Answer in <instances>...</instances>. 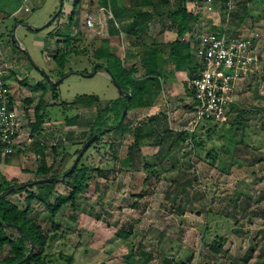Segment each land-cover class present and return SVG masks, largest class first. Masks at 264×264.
Listing matches in <instances>:
<instances>
[{
	"label": "rangeland",
	"instance_id": "374dc122",
	"mask_svg": "<svg viewBox=\"0 0 264 264\" xmlns=\"http://www.w3.org/2000/svg\"><path fill=\"white\" fill-rule=\"evenodd\" d=\"M244 2L249 8L240 9L238 15L245 19L240 24H246V31L256 29L264 34V0L258 4L256 0H240L239 4ZM73 4L74 0H64L60 15L47 26L59 11L61 0H0V62L16 99L20 100L21 110H25L23 131L31 135L25 149L15 152L9 158L11 161L1 156L0 172L7 180H17L19 185L47 178L36 175L42 160L38 150L42 149L48 165H53L50 177L62 176L73 165L76 151L90 137L102 110L108 104L111 108H122L126 103L108 69L116 74L115 63L119 58L126 66L140 65L142 61L143 49L132 48L126 34L119 33L114 39L108 36L109 28L114 29L109 22L114 20V12L109 6L95 4L81 11L79 26L73 28L74 36L80 39V48L86 51L71 56L63 70L67 78L62 81L64 77L56 73L55 55L63 46ZM189 4L191 11L202 10L204 31L231 25L226 13H220L222 0L215 2L216 11L220 12L213 15L197 0ZM13 11L17 13L12 14ZM89 18L95 19V28L87 26ZM28 27L43 29L35 31ZM104 40L110 42L112 55L109 61L102 60L105 68L93 75L97 67L93 51ZM258 50L262 56L259 71L237 88L239 104L231 108L229 121L215 123L217 132L211 134H207V123L200 129L204 143L200 154L178 141L188 125L189 104L171 105L167 101L169 93L159 91L155 103L160 117L154 126L157 131L150 148L144 145L129 156V148L135 141L133 130L149 119L145 109H135L123 122L124 131L104 137L100 154L94 147L88 149L94 159L88 163L89 167L115 164L122 171L108 173L106 177L90 171L86 190L55 214L48 204H54L60 195L71 196L73 189L67 181L55 185L37 183L26 186L20 193L9 194L7 199L13 204L23 210L29 207L30 217L37 219L49 235L58 234L47 252L72 255L73 264H129L124 257L130 247L151 254L147 264L168 261L171 264H264V162L251 164L245 158H238L232 164L230 154L221 148L225 141L221 133L236 120L237 139L245 134L250 148L264 153V41ZM192 56L197 60L194 51ZM59 80L62 82L54 84ZM29 98L33 100L31 104L26 101ZM41 98L45 103L43 112L50 118L38 133L32 131L31 125L35 123V107ZM64 102L68 103L65 109L61 106ZM111 115L109 112L106 117ZM67 116H79L78 126L67 127ZM243 126H247L245 132ZM110 144L117 152V163L108 148ZM54 149L58 151L56 155ZM128 160L132 169L128 168ZM145 164L150 168H145ZM180 169H190L199 179L174 202V179ZM145 179H148L146 184ZM141 192L144 196L138 197ZM30 193L34 194L33 199H29ZM206 227L209 244L217 236L224 239L219 255L214 256L210 245L203 242ZM119 230L131 233L129 241L117 235ZM6 231L11 239L19 236L14 228ZM251 248H254L253 256L245 262ZM9 256L8 246L0 248V264H5L3 261Z\"/></svg>",
	"mask_w": 264,
	"mask_h": 264
},
{
	"label": "trees",
	"instance_id": "16d2710c",
	"mask_svg": "<svg viewBox=\"0 0 264 264\" xmlns=\"http://www.w3.org/2000/svg\"><path fill=\"white\" fill-rule=\"evenodd\" d=\"M192 0H175L172 5H169L170 0H128L132 7L131 11L129 10H116L114 12V20L109 21L113 26L112 34H119L120 30L118 27H115V22H119L120 18L127 17L129 13L131 16L139 17L136 18L135 23L130 26L132 31L136 27H140L142 32L143 24L152 18L153 16L157 17V22H160L166 17L169 23L164 25L165 28L170 30H175L178 34V38H184L187 34L191 33L197 26L201 27L203 23L202 10L200 11H191L189 9V2ZM200 4H203V0H197ZM216 3L218 0H215ZM228 0H222V6L220 8L221 12H224L227 8L226 3ZM118 0H74L73 8L69 15V28L64 32L63 46L56 52L55 60L57 61L56 73L62 78L65 77L67 73H64V68L68 63L72 55H80L86 51V48H80V39L74 36L73 28L79 26L80 13L86 8L93 7L95 4L98 7H110L115 5ZM256 3H259V0H256ZM165 6H169L166 10ZM147 8V10H144ZM235 12L232 13L231 25L227 28L226 31H232L240 27V23L244 22L245 19L239 16L240 9L248 10V5L240 3ZM239 10V11H238ZM15 11L12 12V14ZM61 13V12H60ZM11 14V15H12ZM234 14V15H233ZM143 19L142 23L139 24L140 20ZM234 24V26H232ZM126 30L128 28H125ZM223 28L213 27L212 32L223 33L225 31ZM209 32V31H208ZM141 36V35H140ZM60 37V36H56ZM61 38V37H60ZM143 47V58L140 65L132 64L131 66H126L121 58L116 61V74L111 69H108L110 74L113 76V79L117 83V86L121 88L122 96L125 97V105L122 108H111L110 104L102 110L99 116L95 119L93 124V131L89 138H87L84 145L95 135H99V138L90 146V150L94 147L95 152L100 154L104 149L103 139L105 136H110L115 133H120L125 130L124 123L122 125H117L118 121L123 115L124 110L128 106V112L126 114L125 120L128 118L130 111L135 109H145L150 103L148 98L154 93H157L161 90L159 78L167 72V70L174 64L176 68L187 69L189 71V79L191 80L196 69L198 68L197 60L191 55L190 44L187 42H180L179 40L174 41L169 44L161 45L154 42H143L140 43ZM170 51V54H166ZM111 46L108 40L101 41V44L98 48L93 51V57L95 59V64L97 65L98 71H102L105 68L103 59L109 61L111 58ZM194 58V59H193ZM87 73V72H84ZM189 80V82H190ZM186 84L187 91L192 95L190 90V83ZM45 94V93H43ZM129 94L131 97L129 98ZM54 98L57 99L58 95L56 92L53 94ZM95 99V98H94ZM29 104L33 102L32 98L26 100ZM98 101V100H96ZM68 103H61L63 109L66 108ZM45 103L43 98L39 100L38 105L35 107V123L31 125L33 132H40L42 126L50 118L48 115L43 112ZM109 112H112L111 116H107ZM239 117V116H238ZM124 120V121H125ZM159 118L152 117L149 118L145 124L137 126L133 130V135L135 141L132 146L129 148V156H132L134 149H140L142 146L152 145V139L156 134L157 129L154 128L155 124ZM80 117H65V124L67 127H76L78 126ZM237 121L232 124L228 129L224 130V133H221V136L224 138V145L222 144L223 150H226L231 157L232 164L235 163L238 158H245L251 164H257L264 162V153H259L254 149L250 148L248 145L245 134H242L239 139L236 135L235 124ZM114 124V125H113ZM161 124V123H159ZM203 123L196 132L192 135V142L194 144V149L197 154L204 149V143L201 136H199V131L204 127ZM209 128L207 134H211L216 131V125L213 122H207ZM238 124V123H237ZM159 126V125H158ZM244 132L247 126H243ZM131 132V130L129 131ZM109 133V134H108ZM112 133V134H111ZM189 134L184 131L180 134L178 141L180 143H186V139ZM38 148H41L39 143L36 144ZM82 146V148L84 147ZM160 143L158 144V146ZM81 149L76 151V158L81 152ZM108 148L115 160L118 162L117 152L114 150L112 144L108 145ZM217 151V149H216ZM20 152V151H19ZM18 152V153H19ZM57 149H54V155L57 154ZM89 150L84 154L80 159L76 167L71 171L73 165L60 175H52L53 165L49 166L46 161V155L41 150H38V153L41 155V166L36 172L38 178L47 176L46 179H52L50 182L43 184L55 185L58 181H67V184L72 187V194L70 197L60 195L54 202V204H48L50 211L55 214L57 213L64 205L74 201L75 197L79 194H82L87 188V181L89 179L88 175L90 171L98 172V175L101 177H106L108 173L111 172H120L123 169L118 168L117 165H108L105 167H89V164L94 161L93 155L88 154ZM218 154V151L217 153ZM209 155V154H208ZM3 154L0 152V158ZM11 156H5L6 159L11 161ZM76 160V159H75ZM128 168L132 169V162L130 160ZM75 163V161H74ZM73 163V164H74ZM89 163V164H88ZM223 163V160L222 162ZM145 168H150V165L145 164ZM190 169H180L178 176L174 179L173 193L174 199L176 202L178 197L184 193H187L189 188L193 185L195 181L199 179V176L195 172H189ZM148 179H145L144 183H147ZM39 180L35 182H30L27 184H18L17 180H7L4 175L0 172V248L5 246L9 247L10 256L4 259L5 264H73L74 257L67 256L64 254H49L47 251L50 249L51 245L57 240L58 234L49 235L45 228L42 227L34 217H30L31 210L29 207L23 210L17 205L9 201L7 196L10 190L15 189L12 193H20L26 186H32L37 184ZM39 184V183H38ZM18 191V192H16ZM143 192V191H142ZM142 192L138 197H143ZM29 193V192H28ZM50 196V195H49ZM47 196V199L49 198ZM29 199L34 198V194L30 193L28 195ZM46 199V200H47ZM210 214V213H209ZM14 228L18 232L19 236L17 238L11 239L7 235V229ZM208 227L205 228V234L203 236V242L208 243ZM117 235L123 238L125 241H129L131 238V233L124 230H119ZM224 243L223 237L217 236L214 238L212 243H210V251L216 255H219L222 252V244ZM140 248L137 250L139 251ZM134 247L128 248L127 253L125 254L124 259L129 264H147L152 259V255L145 252L139 251L141 258L137 257L138 251ZM254 248H251L248 252L245 262L250 260L253 256ZM167 264H171L170 261Z\"/></svg>",
	"mask_w": 264,
	"mask_h": 264
},
{
	"label": "built area",
	"instance_id": "2783aa9c",
	"mask_svg": "<svg viewBox=\"0 0 264 264\" xmlns=\"http://www.w3.org/2000/svg\"><path fill=\"white\" fill-rule=\"evenodd\" d=\"M215 2L203 0V8L209 15L220 12L216 11ZM239 2L227 1L224 12L227 19L230 18L228 23H231L232 13L237 10ZM95 22V19L89 18L86 23L89 28H95ZM245 25L235 33L226 29L223 33L207 32L199 26L190 33V42L199 64L189 82L194 106L185 129L189 134L185 144L192 152H195L192 135L197 128L207 122L229 121L231 108L236 102V91L259 71L262 56L258 48L264 41V34L256 29L246 31ZM5 71L0 62V152L9 156L23 151L27 141H31V135L23 131L25 110H21L20 100L16 99ZM21 138H24L23 141Z\"/></svg>",
	"mask_w": 264,
	"mask_h": 264
},
{
	"label": "crops",
	"instance_id": "0c3cea01",
	"mask_svg": "<svg viewBox=\"0 0 264 264\" xmlns=\"http://www.w3.org/2000/svg\"><path fill=\"white\" fill-rule=\"evenodd\" d=\"M174 1L175 0H170L169 5H172L174 3ZM130 5L131 4L128 2V0H118V2L115 5H112L111 7L109 5V7L112 10L116 9V10L121 11V9L123 8L122 10H128V11L130 10L131 11L132 7ZM163 8H165L167 10L169 8V6L168 7L165 6ZM144 10H147V8H145ZM15 13H17V11H15L13 14H15ZM136 18L139 19V17H137V14H136V17L134 19V17L131 16V13H129V15H127V17H124L122 19L120 18L119 22H115V24H117V23L120 24V26L118 25L119 26L118 28L121 29L120 33L122 35L126 34L128 37H130L131 42H132V44H131L132 48L135 49L136 47L137 48L141 47L143 49L144 46H142L140 44V43L143 44V42L148 43V42H154L155 41L156 44L165 45V44H169V43H172L174 41L179 40L180 42H187L190 44L191 55H192L193 48H192V43L190 42V33L187 34L184 38L179 39L178 34L176 33L175 30H170L169 28L164 29V25L169 23V21H168V19H166V17L164 19H162L160 22H157L156 21L157 17L153 16L152 18H150L151 20H149L143 24H140L143 21V19H141L139 24L143 25L142 26L143 32L141 30H139V29H141L139 26L136 27L133 31H132V29L130 30V26H132L135 23ZM215 20H217L216 22H221L220 18H219L220 21H218V19H215ZM250 22H252V21H250ZM214 24L219 25V23H215V22H214ZM243 24L245 25V23H243ZM243 24H240L239 28L232 30V33H235L237 30L240 31V28L243 26ZM108 26H109V24H108ZM125 28H128V29L126 30ZM111 29H112V27L109 28L108 36L110 38L114 39L118 34L113 35ZM143 52H144V50L142 51V55L140 56V60L143 58ZM135 53L138 54L136 51H135ZM166 54L169 55L170 51H168ZM182 70H184V71H182ZM189 80H190L189 79V71L185 68L184 69L176 68V66L174 64L167 70V72H165L164 75H162L159 78V81H160L159 84H160V88H161L160 91L169 93L170 99L168 98V96H166V97L169 99V100L167 99V101L171 102L170 103L171 105H174L173 102H177L180 105H188L189 104V109L186 110V122L189 119V116H187L188 115L187 113L192 111L193 106H194V102L192 100V95L186 89V84H188ZM157 93L159 94V92H157ZM157 93H154L152 96H150L148 98L150 105L147 108H145V110L147 112H149V114L147 115L148 118L157 117L158 111H156V110L159 109L157 107V104L155 103ZM238 98L239 97L236 95V102L234 103V106L239 104ZM177 103H175V104H177ZM170 104H169V106H171ZM140 110L142 111L144 109H140ZM158 117H160V116H158ZM147 147L150 148L149 146H147Z\"/></svg>",
	"mask_w": 264,
	"mask_h": 264
},
{
	"label": "water",
	"instance_id": "95a60500",
	"mask_svg": "<svg viewBox=\"0 0 264 264\" xmlns=\"http://www.w3.org/2000/svg\"><path fill=\"white\" fill-rule=\"evenodd\" d=\"M63 3H64V0H61V5H60V9L59 11L56 13V15L51 19V21L48 23L47 26L51 25L55 20L56 18L60 15V12L62 10V7H63ZM32 30H35V31H40L42 30L43 28H31V27H28ZM96 73H98V70H97V67L95 69V73L93 75H96ZM74 74V73H72ZM84 76H90L92 77L93 75H85V74H82ZM113 77V76H112ZM67 77H64L62 81H64ZM51 81V79H50ZM61 80L57 81L56 83L54 84H59L60 82H62ZM115 81V80H114ZM115 84L117 85V83L115 82ZM119 87V86H118ZM120 91H121V88L119 87ZM129 98L131 97V95L129 94L128 96ZM128 112V106L126 107V109L124 110L123 112V115H122V118H121V121H120V125L123 124L125 118H126V114ZM99 138V135H95L93 136L85 145L84 147L82 148L80 154L78 155V157L76 158L75 160V163L73 164V167L71 169V171L76 167V165L78 164V162L80 161V159L84 156V154L88 151L89 147ZM52 179H45V180H39L38 183H46V182H50ZM15 189H12L9 191V193H12ZM0 198H2V195H0Z\"/></svg>",
	"mask_w": 264,
	"mask_h": 264
}]
</instances>
